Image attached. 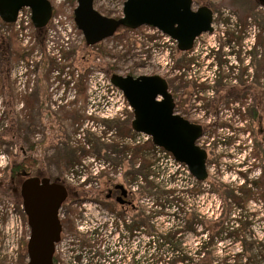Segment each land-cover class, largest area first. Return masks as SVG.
Listing matches in <instances>:
<instances>
[{
  "label": "rangeland",
  "instance_id": "rangeland-1",
  "mask_svg": "<svg viewBox=\"0 0 264 264\" xmlns=\"http://www.w3.org/2000/svg\"><path fill=\"white\" fill-rule=\"evenodd\" d=\"M66 1L73 3L72 0ZM202 1L213 11L212 23L215 40L224 30L225 23H229L228 15L232 14L237 18V24L241 26L239 31L245 28L247 19L250 18L260 29L257 41L264 43V7L262 8L257 1ZM123 2L124 0H93V7L102 15L118 17L121 15ZM73 5L75 6L76 2ZM198 6L200 4L197 0H193V9ZM59 9L57 5H54V11ZM225 30L229 31L228 27ZM0 33L8 38L12 54L8 81L3 82L4 86L0 91V164H2L0 173L2 176L6 174L10 162L19 158L21 149L29 151V146L36 144L41 150L40 168L45 171V176H49L53 182L63 184L67 188L69 196L62 204L58 214L64 233L61 241L55 247L56 264H68L69 262L71 257L69 245L74 243L69 238L70 232H83L96 227L100 231L108 232L114 227L118 229V221L123 223L125 218L130 220L134 217L133 211L132 213H121L118 207H113L110 201L104 199L106 188L113 182L121 183L130 189L134 197H132L133 202L138 206V210L144 213V216L158 208L157 205L152 204L154 195L151 193L155 190L149 189V184L152 186L171 184L179 192L177 194L174 192V195L179 198L175 204L167 202L164 212L151 218V231H148L149 228L148 230L142 228L148 232V264H171L172 260L177 259V255L171 256L172 252L169 247L171 243H161L157 238L169 231L175 236L176 247L174 250L189 256L188 262L178 259L179 261H175L174 264H194L198 262L202 253L210 254L213 260L210 264H264V205L259 203V200H264V179L262 178L264 166L260 165L258 141L252 138L251 144L246 141L241 142L244 147L238 149L237 153L231 151L226 154H216L213 150L206 149L208 150L206 167L211 182L217 181L225 185L223 194H219L212 188L207 197L202 194L199 198L191 196L188 191L189 186L183 188L189 184L184 176L185 173L180 169L176 170V164L167 157L159 155V161L155 153L156 150L153 148L146 150V153L143 152L152 160V164L149 169L145 166L146 169L143 168V172L139 174L134 170H137L142 163L143 166L146 165V161L142 162L139 155L132 162L130 169L133 171L128 174L130 169L126 170L124 167L125 161L123 159L121 162L115 160L124 154L127 160L133 157L132 151L121 149L118 142L122 147L123 145L134 147L146 144L134 143L135 139L131 133L120 136L114 131L109 134L108 130L99 127L98 122L101 119L94 111L95 106H89L88 93L84 85L86 75L92 68L103 72L106 76L109 75L101 69L103 63L111 64L113 66L112 73L120 75L157 74L166 80L168 90L173 92L175 97L180 96L185 89L189 88L187 110L198 99H204L202 95L194 97V94L197 93H194L193 78L190 80L183 77L187 73L182 72L173 77L160 71L156 62L157 57L153 56L151 52L153 46L145 39L144 27L126 32L119 29L112 37L87 49L82 46V34L76 32L68 49L59 48L60 59L55 57L57 55L52 48H46L45 39L42 44L38 43L36 38L32 44L26 43L11 26L1 23ZM31 36L35 37L34 30H32ZM206 36L199 39L197 57L202 56L209 47L204 48L207 46V43L205 45V38L208 39ZM55 38H57L54 40L56 44L61 45L60 36L56 35ZM153 45L157 46V44ZM210 45H212L211 42ZM88 52L94 56L90 58ZM100 53L102 56L99 55ZM142 54H145L144 58ZM79 56L81 57L79 58ZM197 57L176 51L174 55L176 68L189 69L188 66L193 58ZM76 69L81 80L77 93L73 94L75 97H72V95L66 94L67 88L64 90L62 88L63 85L66 87L68 77L74 75ZM220 83H217L216 88L221 87ZM228 87L235 88L238 85ZM199 91L204 92V90ZM262 91L264 92V90ZM241 96L242 94L239 97ZM250 96L252 98V95ZM229 98L232 97L226 99ZM185 115L183 116L185 117ZM130 116L127 113L124 121L131 120L132 116ZM11 118L18 130L13 140H6ZM124 121L122 120V122ZM251 130L253 132L254 128ZM4 135L6 139H3ZM248 145L251 146L250 151ZM91 159L97 163L98 171L94 172L93 168L90 169L91 166H94ZM247 161L250 163L248 164ZM261 171L262 173H260ZM133 172L135 179L132 176ZM146 173L148 174L146 175ZM2 176L0 175V178ZM140 187L146 190L142 196L137 193ZM199 188L203 193L204 186H199ZM0 191L2 192V190ZM234 199H238L241 203L239 205L234 203ZM14 200L0 196V210L2 211L0 243L1 240L3 242L0 247V264H26L27 261L26 242L29 227L21 207V198L16 196ZM8 211L15 213L20 220L15 230L18 233L17 239L12 237L11 232L6 233ZM223 213L225 214L223 228L216 236L214 235L215 237L213 236V240H208L209 232L208 235H205V231H197L199 226L195 225L196 223L204 224L207 221L209 224V222L222 217ZM71 226H74L75 229L71 230ZM133 230L140 231L141 228L135 226ZM194 230L201 235L194 237L192 233ZM17 242V249L11 248L10 245ZM154 249L168 250L171 254L162 256L159 262L156 260L158 255H155ZM22 253H25L24 259L20 257Z\"/></svg>",
  "mask_w": 264,
  "mask_h": 264
},
{
  "label": "water",
  "instance_id": "water-1",
  "mask_svg": "<svg viewBox=\"0 0 264 264\" xmlns=\"http://www.w3.org/2000/svg\"><path fill=\"white\" fill-rule=\"evenodd\" d=\"M258 2L264 6V0ZM22 7L30 9L35 28H43L51 17L49 0H0V20L14 22ZM73 20L87 45L111 37L121 26L136 29L146 25L167 34L176 41L179 50L185 51L191 48L195 37L212 30V10L206 5L193 9V0H124L118 18L99 13L93 0H76ZM110 82L122 91L132 108L131 129L148 135L153 145L184 163L196 180H205L207 152L196 144L202 133L201 125L175 112V101L166 80L157 74L112 73ZM116 188L125 195L123 185ZM20 193L29 227L26 264H53L55 243L62 229L58 210L67 197V188L51 182L49 177L32 176L22 182Z\"/></svg>",
  "mask_w": 264,
  "mask_h": 264
},
{
  "label": "built area",
  "instance_id": "built-area-1",
  "mask_svg": "<svg viewBox=\"0 0 264 264\" xmlns=\"http://www.w3.org/2000/svg\"><path fill=\"white\" fill-rule=\"evenodd\" d=\"M51 1L53 6L57 5L60 9L54 11L46 28L45 46L47 49L52 48L53 52L57 55L55 57L60 59L61 54L59 53V48H69V44L73 41L77 29L71 18L73 9L72 4L66 0ZM228 17L229 23H225L226 26H223L224 30H222L221 35L217 37V40L214 39L215 34H213L214 26L212 23V31L196 37L192 48L183 52L187 53L188 56L194 55L197 57L200 44L199 39H203V36L208 35L206 37H208L209 40L205 38V45L207 43V46L204 47L207 49L209 46L208 49L202 56L193 58L187 70L184 68H176L174 61L176 42L156 28L144 27L146 34L145 39L153 46L151 52L153 56L157 57L156 62L159 65L160 71L172 75L173 77L180 75L182 72L187 73L184 74L183 77H187L190 80L193 78L192 83L194 86H192L195 88L194 93H197L194 94V97L196 98L197 95H202L204 99H206H198V101L193 103L189 107L188 115L191 121L206 126L205 131L200 138H198L197 144L208 150H213L216 154H226L231 151L237 153L238 149L244 147V144H241V142L246 141L248 144L252 142L251 129L248 125L250 121L249 108L252 103L251 96L247 94L240 98H229L220 104L218 103L216 110L212 111L211 103L218 85L217 83L221 82V86L256 84L264 90V43L257 41L260 29L248 18L245 28L239 31L241 26L237 24V18L232 14H229ZM9 26L17 32L20 38L23 37L22 41L31 44L35 41V37L31 36L33 27L30 20L29 8H22L18 12L15 22ZM226 27H228L230 32L225 30ZM56 35L60 36L59 41L61 45L59 46L54 41L57 39L55 38ZM211 37L212 39L210 40ZM210 42L212 45H210ZM153 44H157V46ZM155 53L157 54L155 55ZM142 56L144 58L145 54H142ZM80 80L81 76L76 69L74 75L68 77L66 87L62 84V90L67 88L68 92L66 94L75 97L73 94L77 93ZM84 85L88 93L89 106H95L94 111L101 119L100 122H98L99 127L105 128L108 130L109 134H112L115 128H107L104 121L118 120L122 122V120L124 121L126 118L127 113H131V108L123 93L110 82L109 78L103 72L93 68L86 75ZM198 89L204 90V92L202 93ZM207 102L208 104H206ZM128 138L131 139L132 137ZM133 138L135 139L133 140L134 143H145L149 140V136L138 133L133 134ZM229 142H231V144H228ZM248 146V150L250 151L251 146ZM153 149L156 150L155 153L157 158L159 155L169 158L176 164V170L180 169L185 173L184 176L189 183L186 187H190V184H192L195 179L190 175L187 168L183 164L177 162L167 151L159 147H154ZM158 160L160 161V158H158ZM90 161H92L94 165L91 166L90 169L93 168L94 172L98 171L97 163L92 159ZM247 163L249 164L250 161H247ZM0 166H2V164H0ZM156 170L158 169L156 168ZM204 184L205 182L202 183V185ZM167 185L172 186L171 184ZM172 187L174 189V186ZM174 192L175 194L178 193L175 189ZM259 203L264 205V200H259ZM10 205L12 206L11 203ZM1 215L2 211L0 210V218ZM6 217V233L8 234L11 232L12 237L14 236L17 239L18 233L15 232V230L20 220L15 213L10 211H8ZM125 222H127L126 218L123 220V223L118 221V229L114 227V229H110L108 232L126 231ZM86 231L103 232L100 231L99 228ZM147 238L146 242L137 240L131 242V245L135 247L138 246L139 249L141 247L146 248L147 253ZM1 245H3L2 240L0 247ZM10 246L11 248L17 249L18 242ZM155 251V255H158L157 253H162V250L159 249ZM72 255L71 257L74 259ZM68 264H85V261L84 259L79 261L76 259Z\"/></svg>",
  "mask_w": 264,
  "mask_h": 264
},
{
  "label": "trees",
  "instance_id": "trees-1",
  "mask_svg": "<svg viewBox=\"0 0 264 264\" xmlns=\"http://www.w3.org/2000/svg\"><path fill=\"white\" fill-rule=\"evenodd\" d=\"M75 0H72V2H74ZM258 2V0H255ZM197 2L200 4V6L205 5V2H203L202 0H197ZM0 23L3 24L0 20ZM119 29L124 30L125 32L128 31L129 29L125 28V27H119ZM118 29V30H119ZM116 34V33H115ZM34 36L37 39L38 43L42 44L44 42L45 39V28H37L34 29ZM82 46L87 49L90 48L91 46H88L85 44L84 40H82ZM90 58H92L94 56V54H92L91 52L87 53ZM97 54V53H96ZM95 54V55H96ZM11 52H10V42L8 40V38H6L4 35H2L0 33V82H1V87H0V91L3 88V82H7L8 81V76H9V70H10V65H11ZM99 55L102 56V54L100 53ZM81 56H79L80 58ZM82 57H84L82 55ZM113 66L110 64H105L103 63V66H101V69H103L108 75L112 74L113 71ZM246 92H250L252 95V105L249 108V114L251 117V120L255 123L259 124V127H263L264 125V92L258 88L257 86L253 85V86H241V87H235V88H229V87H219L217 89L216 92V101L217 103L222 101L225 98L228 97H234L237 98L239 97L241 94L246 93ZM190 95V89L187 88L183 91V93L178 96V101L176 102V108L181 109V110H186V103L188 100V96ZM131 117V116H130ZM108 127L115 128V131L118 135H126L127 133H131L134 134L133 130L131 129L130 126V119L124 121V122H117V121H109L107 122ZM8 129V128H7ZM18 130V127L16 129V124L13 120V118L10 119L9 122V129L7 131H9L6 135L3 137V139L6 140H13V138L16 135V132ZM119 146L121 147V149L123 148V150L127 149L130 151H132V155L133 157H131L130 160L126 159V155L124 154L122 157L116 158L115 160L117 162H121L122 159L125 161L124 162V167L126 168V170H129L132 166V162L134 161V159L139 155V157L142 158V162L146 161V165L148 167V169L150 168V164H152V160L148 157V155L144 154L146 153V150H149L150 148H153V145L149 142L146 145H137L134 147H130L128 145H121L120 142ZM115 146H118V144H115ZM144 152V153H143ZM19 158L17 160H12L8 166V168L6 169V176L3 175L0 178V190H2V192L0 191V196L1 197H8L9 199L14 200V198L16 197L15 194L11 193L12 189H15V187H18V177H19V170L24 169V170H31L34 168H40V161H42L41 158V150L38 149L36 144H31L29 146V151L28 150H23L21 149L20 153H19ZM144 154V155H143ZM140 158V159H141ZM145 158V160H144ZM143 164V163H142ZM44 169V168H43ZM133 170L130 169L128 173L132 172ZM150 173V170H148ZM134 172H137L138 174L141 173L140 169L134 170ZM133 172V178L135 177ZM148 173H146L147 175ZM135 179V178H134ZM155 185V184H154ZM212 188L214 191L218 192L219 194H223V188L225 187V185L220 184L217 181H213L211 182ZM149 189H153L155 190L154 192H152L151 194L154 195V199L152 200V204H155L158 206V208L156 210L151 211L149 214L144 216V213L141 211H135L132 210L134 213V217L133 219V223L128 225L126 224V228L127 229H133L135 226L140 227V226H145V228L148 231H151L152 226L150 225V220L153 216H155L158 213H162L164 212L165 204L167 205V202H171L172 204H175V202H177L179 200V198H177V195H174V189L171 186H168L167 184H161L160 186H158L157 184L155 186H152L151 184L148 185ZM4 189V190H3ZM137 193L139 195L142 196V194L146 193V190H144L142 187H140L137 190ZM148 193V191H147ZM88 196V195H87ZM15 201V200H14ZM234 203H237L239 205V203H241L238 199H234ZM227 212V210H226ZM225 213V212H224ZM223 216L220 217L219 219H217L216 221H212L209 222L208 226L210 229V240H213V238L216 236V234L222 230L223 228ZM71 230H74V226L70 227ZM93 230H96V228H93ZM165 234H173L171 231L165 233ZM164 234V235H165ZM164 235H160L162 237H164ZM215 235V236H214ZM214 236V237H213ZM174 237V236H173ZM167 242L171 243L169 244L170 248H174L176 247V243H175V239L171 238L169 239ZM204 248V247H203ZM172 251V255H177V259L172 260V262L175 261H189V256L186 253H180L176 250ZM158 257H156V260H158L159 262L161 261V257L163 256V253H157ZM20 257H22V259L25 258V253L20 254ZM179 259V260H178ZM211 257L207 256L205 259H202L200 264H210L211 263ZM171 262V263H172Z\"/></svg>",
  "mask_w": 264,
  "mask_h": 264
},
{
  "label": "flooded vegetation",
  "instance_id": "flooded-vegetation-1",
  "mask_svg": "<svg viewBox=\"0 0 264 264\" xmlns=\"http://www.w3.org/2000/svg\"><path fill=\"white\" fill-rule=\"evenodd\" d=\"M217 89H215V94L214 97L216 96ZM174 94V93H173ZM227 100L226 98L223 99L222 101L218 102L219 104L223 101ZM178 101V96L175 97V111L177 113H182V116L185 115V119L190 120L187 106L186 110H181L176 108V102ZM217 101L216 98L212 99V103L214 106H211L212 111L216 110L215 105ZM252 104V103H251ZM249 127L250 129H253V132L251 131L252 138L255 141H258V147L260 149V152L258 151L259 159L261 161L260 165L264 166V127H259L258 123L253 122L251 119L249 121ZM206 126H202V133L205 131ZM208 151V150H206ZM208 155V152H207ZM208 161V160H207ZM206 161V162H207ZM146 169L145 165L143 164L138 166V169L143 172ZM264 168V167H263ZM263 171V170H262ZM262 171L260 173H262ZM36 176L38 178H44V177H49L45 176V171L41 170L39 168H34L31 170H24L21 169L19 170V177H18V187H15V189L11 190V193L15 194V196H18L21 198V193H20V187L22 182L27 179L28 177ZM50 178V177H49ZM262 178L264 179V172ZM261 178V180H262ZM50 181L53 182V179L50 178ZM133 183V182H131ZM255 184L257 183L256 181L254 182ZM120 183L113 182L112 184L108 185L106 188V193H104V199L106 201H110L115 208H119L121 213H132V210L137 211L138 206L133 202V193L130 191L129 188L123 185L124 189L126 190L125 195H122V190L120 188H116V185ZM199 186H204L203 188V193H201ZM186 188V186H183V188ZM212 190V185H211V178L207 175V178L205 180V184L202 185L201 182L193 180L192 184H190V187L188 188L189 194L195 198H199L202 194V196L207 197ZM179 193V192H178ZM136 196V192L134 193ZM69 194L67 195L66 198H68ZM134 198V197H133ZM222 198V197H220ZM22 199V198H21ZM66 200V199H65ZM65 200L61 203L62 204L65 202ZM132 224V219L129 221V225ZM195 225H198L199 229L197 231H205V235H208V240H210V229L208 226V222H200L199 224L196 223ZM141 230L136 231V230H126V231H110V232H89V231H72L70 232L69 238L71 239L73 244L69 245L70 246V253L72 257H70L69 262H72V260L79 261L81 259H84L85 264H148V257L146 253V248H140L138 249L135 246L131 245V242L140 240V242H146L147 238V231L142 230V228H145V226H140ZM63 231H60V239L59 242L62 239ZM194 237L199 236L201 234H197L196 230L192 231ZM196 233V234H195ZM173 234H165L164 237L159 236L158 239H160V242H167L173 237ZM173 251L174 248H170V251ZM166 250L164 252V255H170L171 252ZM197 254V252H196ZM200 255V251L198 252ZM197 254V255H198ZM207 256H210L208 253H202V256L198 260V262L194 264H200L202 259H205ZM211 257V256H210ZM68 262V263H69ZM213 262V260H211ZM171 264H174L172 262Z\"/></svg>",
  "mask_w": 264,
  "mask_h": 264
}]
</instances>
